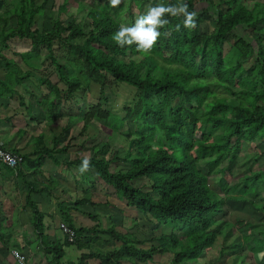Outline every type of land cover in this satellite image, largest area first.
I'll use <instances>...</instances> for the list:
<instances>
[{
	"label": "trees",
	"instance_id": "trees-1",
	"mask_svg": "<svg viewBox=\"0 0 264 264\" xmlns=\"http://www.w3.org/2000/svg\"><path fill=\"white\" fill-rule=\"evenodd\" d=\"M180 2L197 12L195 29L183 27V16L166 17L169 24L160 29L148 55L138 53L135 45L121 48L114 42L120 26L133 25L147 7ZM55 7L56 0H0V21L5 24L0 45L9 51L12 45L26 47L19 57L32 70L23 73L12 57L0 56V61L19 73V84L35 77L46 87L39 101L56 131L55 148L62 142L71 147L96 128L80 144L85 148L90 142L88 158L77 155L70 168L78 169L92 188L101 180L152 225L145 239L115 225L76 227L65 216L75 245L119 244L68 264H86L91 258L101 264H149L163 258L170 259L168 264H217L228 252L233 264H264L258 258L264 252V167L259 166L264 159V0H122L117 8H110L108 0H61L56 12ZM41 18L50 28L39 27ZM47 63L56 82L43 75ZM122 85L133 88L134 95L118 110L115 93ZM93 86L98 102L88 104ZM110 95L115 97L112 106ZM79 123L83 126L75 134ZM123 140L126 146L111 147ZM247 146L256 152L247 154L242 161L246 168L234 181L233 169ZM44 153L23 157L20 166L39 174ZM86 158L88 168L81 172ZM20 166L18 175L25 179ZM214 176L216 189L209 183ZM29 183L25 203L33 213L35 235L53 253L50 264H61L64 245L48 240L46 216L30 197L46 187ZM228 202L238 205L237 214L250 218L244 213H257L262 220L237 217L232 225ZM74 203L78 207L90 199ZM106 235L108 240L102 237ZM11 236L0 230L4 250H10ZM219 239L223 246L218 260H205Z\"/></svg>",
	"mask_w": 264,
	"mask_h": 264
},
{
	"label": "crops",
	"instance_id": "crops-1",
	"mask_svg": "<svg viewBox=\"0 0 264 264\" xmlns=\"http://www.w3.org/2000/svg\"><path fill=\"white\" fill-rule=\"evenodd\" d=\"M3 32L4 29L0 28L2 35ZM26 51L0 49V56L14 58L13 60L19 64L18 68L24 73L27 70H32V68L21 65V61H19V55ZM10 74L11 72L6 68L3 60L0 61L1 145L10 151H16L23 157H31L32 159L43 154L47 149L52 151L47 154L44 153L43 164L38 169L39 174L37 175H33L31 171H25L23 169L25 167L20 166L25 174V179H22L20 174L18 175V169H12L0 163V216L2 218L0 230L1 232L12 233L11 242H7L10 250H4L0 241V264H17L11 255L12 250H18L26 255L27 264H50L54 258L53 253H48L40 238L35 235L33 213L25 203L30 191L29 182L34 181L41 188L46 187V190L41 192L32 191L30 197L46 216L43 222L48 240L64 245V256L61 259V264L77 263L83 254L86 255L90 252L105 254L114 250L116 246H119L118 243L103 245L97 242L91 243L87 248L86 246H77L74 242L67 241L66 236L61 231L60 224L70 225L65 216H69L72 224L76 227L91 229L99 226L100 229H106L112 225L117 227L118 225L113 221L116 215L106 214L102 201L98 199L99 197L103 198V194L99 191L101 190L100 184L103 182L99 180L96 186L92 188L78 169L69 166L71 161L78 158L77 155L86 157L83 155L86 150L80 146L84 139L81 138L83 141L78 139L73 142L71 147H67V143L62 142L55 148L53 138L56 131L47 119L46 107H42L39 101L41 94L47 92L46 87L41 86L38 79L33 77L20 84L16 81L9 88ZM34 74L38 78L41 77L40 71L34 72ZM72 132L69 134L70 137ZM79 149L81 150L78 153ZM53 181H58V183H51ZM85 189L87 191H84ZM83 198H89L90 203L76 207L74 202ZM60 204H64V207ZM116 206L119 207L117 208L119 214L124 215V211L121 212L124 207ZM62 208L66 209L65 213H62ZM118 216L120 217V215ZM106 221L107 223L104 225ZM122 231H127V229ZM128 231L136 233L140 238L142 237L139 234L140 230ZM102 237L104 240L109 239L107 235ZM65 242L70 244H65ZM81 243L85 242L81 241ZM82 247L84 248L82 249ZM86 264H101V261L97 258H91L86 261Z\"/></svg>",
	"mask_w": 264,
	"mask_h": 264
},
{
	"label": "rangeland",
	"instance_id": "rangeland-1",
	"mask_svg": "<svg viewBox=\"0 0 264 264\" xmlns=\"http://www.w3.org/2000/svg\"><path fill=\"white\" fill-rule=\"evenodd\" d=\"M14 1L15 0H11V1L8 0V2H11V3L14 2ZM60 3H61V0H56V7L54 9V12H56L57 6ZM134 11L136 12V14H138L136 8H134ZM4 25H5L4 22L0 21V28L1 29L4 27ZM12 25H13V23H12ZM39 27L40 28H50L49 21L45 20L44 18H41L39 20ZM9 28H11L10 25L7 26V29H9ZM203 30L206 31V32L208 31L207 27H203ZM4 37L5 36H3L0 33V40H3ZM2 46H4V45H0V49H3ZM12 48L14 50H18V51L27 50L26 47L18 46V45H15V46L12 45ZM17 59H18V57H17ZM19 61H21L20 58H19ZM21 65H23V64L21 63ZM10 72H11V74L9 76V81H8L9 88L16 83V80H15L17 78L16 75H19V73H17V71H15V70H11ZM43 75L48 76L53 82L57 81L56 76H54V68L51 67L50 64H48L47 67H44ZM5 91H6V89H5ZM97 92H98L97 91V87L93 86L92 92L90 94H88V96H87L88 104H96L98 102V97L99 96L97 95ZM115 95L117 97L116 98V100H117L116 101V103H117L116 108H118V110H119L121 108L123 102L130 101L132 99V97L134 95V90H133V88H131L129 86L122 85L121 87H119V89L117 90ZM110 96H111V98H110L109 104H110V106H112L114 104L115 97L112 96V95H110ZM110 106L108 105L107 108H110ZM82 126H83V123H79L73 129V130H75V132H73V133L78 134L76 132L77 131L79 132L81 130ZM97 133H99V132H97ZM94 134H96V128H89L87 130V132H86V135L84 136V137H86V139H84V140L87 141V136L88 135H94ZM104 137H106L105 134H104ZM80 140H82V139H80ZM96 142L97 143L101 142V139L96 138ZM86 146L87 147L84 146L85 150L88 149L89 146H91L90 142H88ZM122 146H126V142L124 140L122 142L113 141L111 147L118 149L119 147H122ZM248 147L249 146H247L242 151V153H241V155L239 157V160H238V164L233 169L234 181H237V177L240 176L241 173H242V170L244 168H246V167H244V165H243L244 162H242V161L247 159V154H250V156H252L256 152V150H254L251 146H250L249 150H246ZM80 150L81 149H79L78 153L80 152ZM261 150H262V152H264V144H261ZM88 154H89V152H87V151L83 153V155H85L87 158L89 156ZM259 166H260V168H262V166L264 167V159H262L260 161ZM217 180H218V176H214L209 181L211 187L214 188V189H216ZM100 185H101L100 186L101 190H99V191H100V193L103 194V198L99 197L98 199L102 201L101 203L104 205V212L106 214H112L113 216L116 215V217L114 216V220L113 221H114V223L116 225H118L119 230H126V229L127 230L135 229L137 231L140 230L139 234L142 236L141 238H145L146 239V238L150 237L151 236V232H152L151 223H149L147 221V219L145 217H143L136 209L129 208V207L125 206L126 202L124 200H120L119 197H117L115 195V193H114L112 188H108L107 189V188H105V185H103V184H100ZM116 205L120 206L121 208L124 207V209L121 211V212L124 211V213H123L124 215H122V213L119 214V212L117 211V208H119V207H117ZM227 205L231 208L230 214L227 215V220L229 219L228 221L234 226L236 225V222H237V219H238L237 217L245 218V220H249V221L254 222V223H258V222H260L262 220V215L261 214H257V213H250V214L244 213V214L248 215L250 218H248L246 216H243V215L237 214L239 212V211H237L239 208H238V205H236V203L228 202ZM246 211H248V210H246ZM118 215H120V217ZM106 223H107V221L104 222V225H106ZM132 225H134V226H132ZM220 238H222V237H220ZM222 246H223L222 240L219 239V241H217L215 243L214 249L211 250L210 252H208L207 258L204 257V259L205 260L208 259L207 261L215 260L218 257L219 251L221 250ZM225 254H227V252H225ZM169 260H170L169 258H163V259H159L157 261V263H151V264H168ZM216 260H218V259H216ZM216 260L214 262H216ZM233 261H234L233 256L231 255L230 252H228L226 257H224V259L221 260V263H217V264H233ZM210 264H212V263H210Z\"/></svg>",
	"mask_w": 264,
	"mask_h": 264
},
{
	"label": "clouds",
	"instance_id": "clouds-1",
	"mask_svg": "<svg viewBox=\"0 0 264 264\" xmlns=\"http://www.w3.org/2000/svg\"><path fill=\"white\" fill-rule=\"evenodd\" d=\"M122 0H108L110 8H117L121 5ZM196 11H189L186 3L180 2L177 5H166L158 3L155 6L147 7L146 11L139 15L135 23L131 26L121 25L118 31L113 35L114 42L121 48L125 46H136L138 53L142 55L151 54L155 48L160 36V29L169 24L168 16H183V27L188 30L196 28ZM181 25H176V30ZM170 35V33H165ZM89 160L86 158L80 168L83 172L87 170ZM259 259H264V252L258 254Z\"/></svg>",
	"mask_w": 264,
	"mask_h": 264
},
{
	"label": "built area",
	"instance_id": "built-area-1",
	"mask_svg": "<svg viewBox=\"0 0 264 264\" xmlns=\"http://www.w3.org/2000/svg\"><path fill=\"white\" fill-rule=\"evenodd\" d=\"M23 162V156L19 153H14L6 148H4L0 143V163L5 166L16 169ZM60 229L66 236L69 242H74L75 232L66 224H60ZM11 255L17 264H27V257L22 252L18 250H12Z\"/></svg>",
	"mask_w": 264,
	"mask_h": 264
}]
</instances>
